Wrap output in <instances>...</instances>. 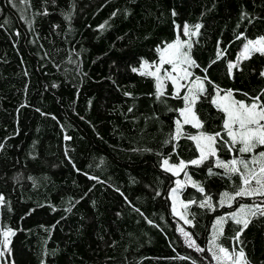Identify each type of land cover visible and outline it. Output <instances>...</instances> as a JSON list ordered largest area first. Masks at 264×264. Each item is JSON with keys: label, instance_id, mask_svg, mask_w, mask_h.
<instances>
[{"label": "trees", "instance_id": "obj_1", "mask_svg": "<svg viewBox=\"0 0 264 264\" xmlns=\"http://www.w3.org/2000/svg\"><path fill=\"white\" fill-rule=\"evenodd\" d=\"M257 37L264 0H0V264H232L213 258L223 255L217 245L264 264V215L247 216L246 228L228 219L264 197L220 204L243 184L217 159L251 160L253 152H230L218 140L216 156L193 165L200 153L188 138L228 139L212 103L217 90L264 101V55L228 68ZM180 40L195 61L183 64L191 75L177 96L164 63L158 96L148 73ZM196 77L206 89L193 106L199 129L179 111ZM165 159L186 167L177 175ZM178 177L196 182L179 190L190 223L173 209Z\"/></svg>", "mask_w": 264, "mask_h": 264}, {"label": "snow or ice", "instance_id": "obj_2", "mask_svg": "<svg viewBox=\"0 0 264 264\" xmlns=\"http://www.w3.org/2000/svg\"><path fill=\"white\" fill-rule=\"evenodd\" d=\"M103 27V26H101ZM200 25H196L195 28L198 31ZM185 33H189L191 30L185 26ZM191 34H195L194 32ZM186 42L177 41L175 44H169L166 48L162 49L160 64H170L173 66V71L183 72L182 76H173L171 73H166V78L171 80L173 85L176 88V95L179 96V89L183 87L179 83L180 79H186L191 73L188 72L187 68H180V65L188 64L194 65L195 61H193L189 55V52L183 51V46ZM190 49V45H189ZM259 52L264 55V37H260L256 40H248L246 44L243 46V51L241 56L238 59H247L251 56L252 53ZM142 67H149L147 62ZM236 67V65L229 63L228 68L231 70ZM133 71H137V69H133ZM161 68L156 67L155 72L148 73L156 78L157 81V95H161L162 92L160 90L161 85V77L159 75ZM144 75V72H141ZM264 76V72L261 73ZM206 79V77H205ZM194 88H190L188 90V94L184 95L182 99L184 100L185 107L180 109V115L183 117L184 124L194 123L196 128H202V124L199 122L198 118L195 116L193 111V106L196 101L199 99V94H202L206 91L204 87V82L200 77H196L194 81ZM246 97L247 93L244 94ZM264 95V93H262ZM250 103H246L243 100H236L233 97V93L231 90H228L223 96L219 95V90H217L216 96L212 99V103L215 104L224 114L223 120V129L228 137V139H224V136L221 135L220 132H216L214 134H207L204 132H200L198 135L188 136L189 139L196 142V148L198 149L200 156L198 159L192 160L189 163L193 165H199L204 162V160L210 156H216L217 148L215 145L219 142L226 147L230 152L236 149L239 153H252L254 149L258 146H264V101H261L260 96L257 95L255 97H250ZM176 131L177 138L181 133V124L180 121H176ZM240 145L237 149L236 146ZM164 166H166L167 170L175 171L178 175L180 171H182L186 164L184 161H180L178 165H169V161L165 159L163 161ZM253 165L254 167L250 168L249 165ZM217 166L225 169L226 174L228 175H239L242 180L243 186L239 188L238 191L235 192V195H230L225 192L222 194V198L220 204L223 205L226 201L231 202L235 200L236 197H255L261 196L264 197V151H260L258 154L252 156L251 160L245 159L243 157L233 158L227 162L220 161L217 159ZM243 167V171H241V167ZM253 183L255 186H253ZM181 187L179 181H177V188ZM201 192L204 191L203 188L199 189ZM173 193L177 191L176 188L172 189ZM2 200V198H0ZM210 197L201 203V207L210 206L209 204ZM191 203H194L192 201ZM187 208V205H184ZM264 215V203L254 204V205H245L240 204L237 211H233L228 214V219L234 221L237 225H243L244 228L248 226V219L245 217L251 215L255 216L257 214ZM180 215V213H177ZM184 219L185 223H190L189 220L181 216ZM226 222V217H219L216 221V227L218 228V235L223 234L222 225ZM241 229L240 231H242ZM183 231V229H181ZM11 230L4 232L5 243L7 237L12 235ZM187 235V233H185ZM240 232H237L236 238L238 239ZM216 236L213 237V244L215 245ZM194 242H190L189 246H193ZM219 253L223 254L217 255L216 252H213V258L216 260H231L232 264H246L245 254L243 249H240L238 253L233 251L229 252L228 249L218 246ZM202 251V249H198ZM2 254V253H0Z\"/></svg>", "mask_w": 264, "mask_h": 264}, {"label": "rangeland", "instance_id": "obj_3", "mask_svg": "<svg viewBox=\"0 0 264 264\" xmlns=\"http://www.w3.org/2000/svg\"><path fill=\"white\" fill-rule=\"evenodd\" d=\"M258 38H260V37H257V38H254V39H247V40L245 41L244 44H246L248 40H256V39H258ZM176 42H177V41H176ZM176 42H174V43H172V44H175ZM180 42H182V40H180ZM187 44H188V41L184 44V46H183V51H187V52H188V50H187ZM243 46H244V45H243ZM242 51H243V47H242V49H241V51H240V53H239V55H238V58L241 56ZM241 60H243V59H237L235 62H231V63L234 64V65H235V64H239ZM162 65H163V64H162ZM162 65L159 64V65H157V67L159 66V67L161 68ZM180 68H186V67H183V65H180ZM167 70H168V69H165L166 73H171L173 76H177V77H179V76H182V75H183V72L173 71V67L171 68V71H170V72H167ZM187 70H188V69H187ZM188 72H189V71H188ZM181 80H182V79L179 80V83L182 85ZM193 82H194V81H193ZM193 82H191V84L189 85V87L192 86ZM160 87H161V86H160ZM175 90H176V88H175ZM224 94H225V93H224ZM224 94H222V95H220V96H223ZM193 111H194V110H193ZM194 113H195V112H194ZM195 116H196V114H195ZM196 117H197V116H196ZM197 118H198V117H197ZM193 123H195V122H193ZM260 151H264V146H258L256 149H254V150H253V155L258 154ZM168 161H169V160H168ZM178 164H179V163H178ZM178 164H173V163H171V162L169 161V165H178ZM185 164H186V162H185ZM163 166H164V164H163ZM164 168H166V166H164ZM166 169H167V168H166ZM172 172L175 173V171H172ZM180 172H181V171H180ZM180 172H179V173H180ZM177 181H179L180 184H181V187H179V188H177ZM177 181H176V185H175V187L172 188V189L176 188L177 191H176L175 193H173V191L171 190L172 205H173L174 212H175L176 214H177V213H180L179 216H180V217L183 216V217L185 218V212H184V210H183V207H184V205H185V202L183 201V199H182V197H181V195H180V193H179V190H180L184 185H187V184L192 185V184H195L196 182H195V180L192 179V178H183V177H178ZM177 215H178V214H177ZM245 218H246V217H245ZM9 264H13V263H9Z\"/></svg>", "mask_w": 264, "mask_h": 264}, {"label": "water", "instance_id": "obj_4", "mask_svg": "<svg viewBox=\"0 0 264 264\" xmlns=\"http://www.w3.org/2000/svg\"><path fill=\"white\" fill-rule=\"evenodd\" d=\"M11 239H12V235L9 236V239H8L7 242H6V249H8L9 244H10V242H11Z\"/></svg>", "mask_w": 264, "mask_h": 264}]
</instances>
